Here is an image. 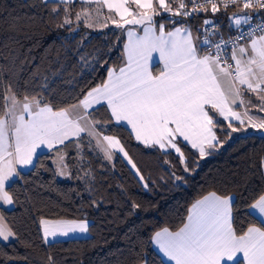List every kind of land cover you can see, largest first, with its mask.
<instances>
[{
	"label": "snow or ice",
	"instance_id": "snow-or-ice-1",
	"mask_svg": "<svg viewBox=\"0 0 264 264\" xmlns=\"http://www.w3.org/2000/svg\"><path fill=\"white\" fill-rule=\"evenodd\" d=\"M41 3L52 4L53 16L63 12L57 27L66 28L70 35L81 24L85 29L100 31L114 26L119 31L113 33L116 41L109 53L122 37L126 36V41L118 65L107 69L106 78L82 89L74 102L62 101L63 106L43 94L46 83L38 92L21 95L0 76V241L20 239L14 221L9 222L2 208H14L20 202L16 184L24 182V169L46 167L40 162L44 149L52 154L45 159H51L55 176L84 181L93 178L86 167L87 153L108 163L122 154L148 189L145 177L118 136L119 128H130V137L145 148L164 155L175 152L185 173L194 172L198 162L190 166L183 147L190 146L193 155L198 153V158L204 159L233 134L249 129L264 133V115H260L264 114V16L260 15L264 0ZM77 4L80 10L74 11ZM229 9H234L228 20L235 35L225 39L207 16L196 29L198 34H193L188 23L191 18L201 13H228ZM153 53L158 54L162 65L156 74L151 67L157 63ZM80 59L95 71V54ZM106 64L105 60L101 67ZM101 109L106 117L103 120L96 115ZM218 132L223 133V140ZM70 150L75 156L69 154ZM170 179L175 186L184 181L175 171ZM138 207L133 204V209ZM241 210L252 219L238 217ZM39 225L44 244L70 234L87 235L90 230L85 218L41 217ZM148 242L166 258L162 264H264V191L241 197L240 201L232 192L209 191L187 209L178 230L160 228ZM20 259L27 261L28 257ZM48 260L53 264L52 256ZM137 261L150 264L147 254L138 253Z\"/></svg>",
	"mask_w": 264,
	"mask_h": 264
},
{
	"label": "trees",
	"instance_id": "trees-1",
	"mask_svg": "<svg viewBox=\"0 0 264 264\" xmlns=\"http://www.w3.org/2000/svg\"><path fill=\"white\" fill-rule=\"evenodd\" d=\"M51 8L52 4L45 6L41 0H0V76L21 95L38 92L46 83L43 94L63 106L62 101L74 102L82 89L101 83L107 69L118 65L125 38L109 53L116 41L113 33L119 31L114 26L100 31L85 29L81 24L70 35L66 28L57 27L63 12L53 16ZM79 10L77 4L74 11ZM223 13L214 17L217 25L224 28L227 21ZM203 17L200 14L188 21L196 34ZM90 54H95L98 61L95 71L80 59ZM105 60L107 64L101 67ZM96 115L101 120L106 118L103 109ZM251 132L256 131L233 134L232 139L204 159H199L198 153L193 155L190 146L183 147L189 165L195 167L198 162L194 172L185 173L175 152L164 155L145 148L130 137L126 127L119 128L118 136L145 177L148 189L122 154L108 163L87 153L86 167L91 169L93 178L65 181L54 175L51 159H45L52 154L42 153L40 162L46 167L23 171L24 182L16 184L20 202L14 208H2L9 222L14 221L20 239L0 241V264H49V256L53 257V264H138V253L147 254L150 264H162L149 238L160 228L174 231L181 227L187 209L196 199L216 190L235 193L240 201L241 197L264 191V134ZM218 135L224 139L222 132ZM244 136L249 138L242 139ZM69 154L75 156V151L70 150ZM165 160L170 163L165 164ZM173 171L184 177L179 186L170 179ZM133 204L140 207L133 209ZM237 216L252 219L244 216L243 210ZM41 217L88 219L89 235L44 244L38 225ZM26 243L31 246L26 247ZM24 256L27 261L20 259Z\"/></svg>",
	"mask_w": 264,
	"mask_h": 264
},
{
	"label": "crops",
	"instance_id": "crops-1",
	"mask_svg": "<svg viewBox=\"0 0 264 264\" xmlns=\"http://www.w3.org/2000/svg\"><path fill=\"white\" fill-rule=\"evenodd\" d=\"M234 9H231V10H229V12L228 13H223L224 14V16H223V19L225 20V21H227L226 23H227V27H220L219 26V32H220V34H222L223 36H225L226 34H229V33H231V32H233L234 31V29L233 28H230L229 27V25H230V21L228 20V15L230 14V12L231 11H233ZM201 15H204V17L202 18V21H203V19L205 18V16H207L208 18H212V19H216L215 17H214V15L213 14H210V13H201ZM193 34L194 35H197L196 33H194L193 32ZM124 38H125V40H124V42L126 41V36H124ZM153 56L154 57H156V60H157V63L154 65V66H151L152 67V71H153V74H156L157 72H158V70H159V68L160 67H162V65L159 63V60H158V54L157 53H153ZM107 76V75H106ZM253 100H255V98L253 97ZM260 115H264V114H260ZM130 132H131V129L130 128H127ZM248 131H256V130H253V129H249ZM134 137V136H133ZM135 139V138H134ZM38 151H40V150H38ZM44 152H47V149H44L43 150V152L42 153H44ZM30 168V167H29ZM28 168V169H29ZM25 170H27V169H24L23 171H25ZM206 195V194H205ZM201 198V197H200ZM199 199V198H198ZM0 207H2V206H0ZM6 209H8V208H11V207H5ZM185 222V221H184ZM38 225H39V223H38ZM39 229H40V225H39ZM178 230V229H177ZM175 231V230H174ZM88 235V234H87ZM87 235H84V234H70L68 237H57V238H54V240L53 241H55V240H64V239H69V238H82V237H86ZM10 241H12V240H10ZM152 247L154 248V246L152 245ZM154 250H155V248H154ZM156 252H157V250H155ZM160 257H161V259L162 260H165L166 258H163V256H162V254H158Z\"/></svg>",
	"mask_w": 264,
	"mask_h": 264
},
{
	"label": "built area",
	"instance_id": "built-area-1",
	"mask_svg": "<svg viewBox=\"0 0 264 264\" xmlns=\"http://www.w3.org/2000/svg\"><path fill=\"white\" fill-rule=\"evenodd\" d=\"M260 15L261 16H264V12H261L260 13ZM212 19V18H211ZM214 20V22L217 24L218 22L215 20V19H213ZM236 33H235V30L233 31V32H231V33H229V34H226L225 36H224V38L225 39H227L230 35H235Z\"/></svg>",
	"mask_w": 264,
	"mask_h": 264
},
{
	"label": "rangeland",
	"instance_id": "rangeland-1",
	"mask_svg": "<svg viewBox=\"0 0 264 264\" xmlns=\"http://www.w3.org/2000/svg\"><path fill=\"white\" fill-rule=\"evenodd\" d=\"M52 162V161H51ZM59 177V176H58ZM59 178H61L62 180H65V181H71L72 180V178L71 179H69V178H63V177H59ZM3 208H5V207H3ZM87 221L89 222V220L87 219ZM88 235H89V233H88ZM87 235V236H88Z\"/></svg>",
	"mask_w": 264,
	"mask_h": 264
},
{
	"label": "water",
	"instance_id": "water-1",
	"mask_svg": "<svg viewBox=\"0 0 264 264\" xmlns=\"http://www.w3.org/2000/svg\"><path fill=\"white\" fill-rule=\"evenodd\" d=\"M251 133H255V134H264V133H261V132H259V131L251 132ZM241 135H243V134H241Z\"/></svg>",
	"mask_w": 264,
	"mask_h": 264
}]
</instances>
